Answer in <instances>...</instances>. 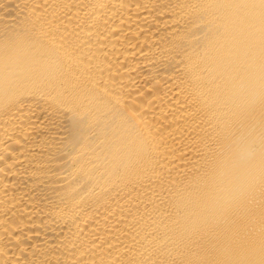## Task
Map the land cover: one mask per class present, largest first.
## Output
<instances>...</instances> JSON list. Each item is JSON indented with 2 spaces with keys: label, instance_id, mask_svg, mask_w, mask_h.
<instances>
[{
  "label": "bare ground",
  "instance_id": "1",
  "mask_svg": "<svg viewBox=\"0 0 264 264\" xmlns=\"http://www.w3.org/2000/svg\"><path fill=\"white\" fill-rule=\"evenodd\" d=\"M0 264H264V0H0Z\"/></svg>",
  "mask_w": 264,
  "mask_h": 264
}]
</instances>
